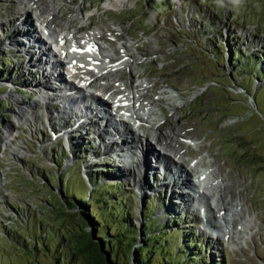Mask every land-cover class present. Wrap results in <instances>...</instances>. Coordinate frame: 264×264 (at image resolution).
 <instances>
[{
    "label": "rangeland",
    "instance_id": "rangeland-1",
    "mask_svg": "<svg viewBox=\"0 0 264 264\" xmlns=\"http://www.w3.org/2000/svg\"><path fill=\"white\" fill-rule=\"evenodd\" d=\"M36 1L40 4L47 2ZM104 1L61 0L57 12L58 23H64L68 9L73 4L83 5V12H91L94 8H101ZM149 1L151 0H129L119 10L101 9L99 14L94 13L83 24L84 30L104 32V38L114 37L109 39L111 42L115 38L133 39L135 47L142 54H155L147 63H136L133 72L129 73L125 69L122 74L126 79L139 76L150 82L149 90L154 91L152 93L148 90L150 99L158 96L156 93L160 90L159 86L184 89L183 92L187 94L185 97L197 91L184 104L183 110L178 108L177 115L169 117L165 126L168 130L175 129L185 136L193 135L202 142L199 151L193 154L187 151V159H192L195 154L199 158L208 152L215 159L218 166L215 174L218 170L224 176L226 183L230 185L232 199L244 202L246 211L253 216L252 240L248 241V245H242L243 248H233L231 242L223 236L217 239L215 235H211L208 232L210 227L206 225L213 226L215 223L206 222L200 216L202 211L196 203L195 208L185 206L181 192L164 183L161 178L157 181L158 185H154L156 188L146 190L145 179L149 176L146 172L149 166L136 169L130 167L122 171H129L131 176L127 178L131 186L137 188L138 185L140 192L166 189V196L174 195L176 202H180L181 208L192 218V227H195L194 231L200 241L207 243L212 250L213 259L220 261V264H264V111L261 108L258 112L251 108L248 110L243 103L235 100L236 96L232 91L226 90L227 80L217 77L216 74L219 73L211 66L210 59L204 56L206 45L201 35L210 22L216 27L213 31L216 35L222 31L227 32L231 38H236V35L239 38H252L248 36V28L255 33L264 34V0H166L172 6L161 14L160 8L155 12L149 7ZM31 5V0H0V58L9 60L7 68L0 66V70H6L10 74L13 72L12 76L24 73L28 84L43 87L45 82L36 70L29 75L28 70L20 65L28 58L30 61L35 60V56L32 51L24 50L20 45L24 40L22 33H12L13 27L23 23L21 20L26 18L32 32L39 36L36 11L30 9ZM71 25L78 30L82 23L77 19ZM21 28L23 30V26ZM11 34L16 37L8 38ZM7 46H15L12 49L14 53H6ZM239 84L250 91L257 90L252 85H246V82ZM0 86L3 87V84ZM4 86H7L4 90L6 98H0V103L6 107L0 110V135L5 134V128L10 127L13 137L0 143V264H54L61 244L74 241L78 232L75 214L80 212V208L66 207L65 198L71 195L72 188L74 193L79 192V183L82 184V191L87 187L80 172L77 173L78 178L76 176L67 181L69 188L64 193L58 188V179H49V176L61 177L62 173L66 174L63 171L65 163H70L71 159L63 161L62 170L56 166L61 157L55 154L57 147L55 152L52 144L39 134L44 129L43 119L23 122L15 115L17 104L31 105L35 97L17 98V94L11 95L10 91L14 87L12 83L8 81ZM257 96L262 98L263 92L259 91ZM9 98H13V101ZM50 105L46 106L45 111L47 107L51 108ZM168 111L164 110L166 116ZM45 116L50 117L51 126L54 125L53 122L59 125L62 123L51 119L50 110ZM89 130L88 127L83 130V136L88 139V160L101 161L99 158L105 156L103 148H100L102 145L96 147L99 142L91 137L93 134L91 131L88 133ZM61 139L67 147L69 142ZM136 174L140 176L136 178ZM68 178L69 175L66 174L65 179ZM229 196L230 193L227 192V197ZM133 199L132 204L136 205L138 198L134 195ZM173 200L175 201L174 197ZM163 209L158 214H163ZM210 252L209 250V254ZM225 255L228 259L223 260Z\"/></svg>",
    "mask_w": 264,
    "mask_h": 264
},
{
    "label": "bare ground",
    "instance_id": "bare-ground-1",
    "mask_svg": "<svg viewBox=\"0 0 264 264\" xmlns=\"http://www.w3.org/2000/svg\"><path fill=\"white\" fill-rule=\"evenodd\" d=\"M31 3L32 7L30 6V9L36 11L37 23L39 25L37 27L40 28L39 36L38 33L36 35V32H32L30 24L26 23L28 21L26 18L21 20L23 23L14 26L12 32H24V40H20L23 42L20 45H22L24 50L32 51V54L35 56V60H27L20 65L23 68L25 67V70H28L27 74L29 75L36 70L40 78L48 84L45 86H47L46 88H50L48 91L51 93L45 92L47 97H43V95H41V98L40 96H36L35 101L31 105L24 104L16 106V118L23 120V122L35 121L41 117V114L44 115L46 112L44 105H42V109L41 107L38 108L40 101L42 100L41 104H44L53 100V103L60 106V109L57 111V119H60L63 123L72 122L74 125H77V122H79V112L65 105L68 104L74 107L68 99L67 101L63 100L64 103L59 102L60 98L62 100L68 95V91L64 90L67 87L77 88L76 84L80 87L84 83H87L90 87L95 86L104 89L105 93L108 92L111 95L112 106H105L108 103L96 96L97 94L92 97L88 96L79 105L88 102L93 112L97 113L100 111L104 114L102 118L104 127L100 131V137L105 136L106 138L108 145L106 151L111 149V145L114 144L116 137L119 139L117 140L119 142V148H131L128 151L132 153L131 161L134 160L135 152L142 150L143 162L146 163L147 161V164H149L148 171L146 172L153 171L154 173H158L164 179V183L174 186L176 190L178 189L182 193L181 198L184 200L185 206L193 208L192 202L195 200L193 194H196L197 201H195H200L205 221H213L215 223V225L213 224L215 228L213 235L217 239L223 236L227 241L231 242L233 248H243L242 245H248L247 240L252 238L254 233L252 230L253 227H251L254 223L253 216L246 212L244 202H241L240 199L238 201L232 199L233 194L230 185L226 183L224 176H215V168L218 166L216 167L215 165L214 168V165L211 163L213 159L208 157V160L203 161L202 157L199 159L196 158V162L190 164L189 169L185 167L187 165L185 156L189 147L186 142L191 141L195 143L198 138L193 135L185 136L184 134H179L175 129L168 130V128H165V119H163L162 110L158 109L160 111L156 113L155 109L157 105L155 101L149 100L146 97V91L150 86L149 83L144 80H140L137 83H133L132 81H129V83L119 82L124 79L119 74L122 69H128L132 72L135 63L141 60L147 61L155 56V54L147 55L139 53L138 49L135 48L136 42L133 39H117V42L112 46L108 40L106 44L101 41L105 39L103 32L90 30L89 32H80V35L71 32V23L76 18L82 20V24L90 19L88 12L82 13V10L78 6L73 5L69 8L66 20L61 25H58L57 12L61 3L60 0H49L45 4L31 0ZM127 3H129V0H106L102 5V9L104 11L109 9L119 10ZM95 11H99V9L95 8ZM21 26H23V30H21ZM82 26L80 28H83ZM1 28L2 25L0 24V30ZM50 38L55 39L54 42L51 41L49 44ZM60 40L63 41V45L58 44ZM49 52L54 53L55 59L59 60L57 62L62 61L57 64L58 68L55 67L56 62L52 63L53 61L48 64V68L44 67V64L49 60ZM36 66L37 69H35ZM252 86H254V89H257V82L253 83ZM108 88H112V90H108ZM60 91L65 96L61 97L59 94L55 98V95H58ZM75 91L77 93L80 92L79 88ZM86 94L92 93L86 91ZM195 94L193 93L189 98H184L180 94H174V92H167L166 90L159 93L158 101L166 107L169 104H173L174 108H177L178 104L183 105L193 98ZM171 97L175 101H171ZM86 109L90 111V109ZM176 113L174 109L171 114L175 115ZM111 123L116 126L118 124L121 125L120 130L119 128L115 129ZM108 128L112 130V133L109 132ZM5 129V134L0 135V143L2 144L10 136L13 137L11 134L12 129L10 127ZM39 134L42 136L43 131L41 130ZM147 135L154 140V143L161 151L171 153L173 155L172 157L178 160L182 158L181 163H176L174 160H171L170 156L163 154L158 148H153L154 151L150 150V143L149 145H144L141 143L142 139L138 142L140 137H146ZM176 135L180 136L182 140L175 142L174 137ZM42 144L45 146L44 142ZM125 162L128 163L127 160ZM196 164L202 167L198 175L199 181L205 182L202 188L194 184L193 181L196 178L193 180L190 179L191 172L197 169ZM128 165L133 166V162ZM88 167L90 168L91 166ZM203 167L205 169L204 171ZM208 176L210 182L206 181L208 180ZM138 177L136 176V178ZM148 186L146 181V187L148 188ZM227 192L230 193L229 197H227Z\"/></svg>",
    "mask_w": 264,
    "mask_h": 264
},
{
    "label": "trees",
    "instance_id": "trees-1",
    "mask_svg": "<svg viewBox=\"0 0 264 264\" xmlns=\"http://www.w3.org/2000/svg\"><path fill=\"white\" fill-rule=\"evenodd\" d=\"M148 3L155 12H158L159 8L161 12L165 11L170 4L166 0H151ZM203 34L207 51L228 62L232 73L240 82H246V85L250 86L257 82V95L262 91L264 101V49L256 51L248 45L246 53L241 49V45L244 44L237 38L210 37L211 31L208 30ZM222 40L225 41V46L221 45ZM7 62L5 58L1 59L0 66H7ZM6 79L4 71L0 70V81ZM20 82L19 78L18 83ZM261 105L264 108V102ZM4 108L0 105V110ZM77 151L78 155L82 153L79 146ZM78 167L79 165L69 168L66 172L69 175L68 180L65 179L66 174L61 176L62 191L65 192L69 188L67 181L76 176L78 178ZM91 175L94 188L89 192L82 191V184L79 183V192L74 193L72 188L71 195L65 196L64 202L69 207L80 208L90 221L96 238L104 245L110 262L98 260L97 264H130L134 253L136 254L134 264H220L218 261L215 262L213 257V262H209L207 246L200 243L191 225L192 220L179 211V206L171 203L166 205L165 196L157 194L146 198L143 205V223L138 234L139 227L134 221L132 198L126 189V183L113 185L103 180L104 174L95 169L91 171ZM163 207L167 208L165 214L156 216ZM9 236L12 237L11 234ZM65 243L61 244L54 264L96 262L95 251L93 256L91 253L88 254L78 241H69V245Z\"/></svg>",
    "mask_w": 264,
    "mask_h": 264
},
{
    "label": "water",
    "instance_id": "water-1",
    "mask_svg": "<svg viewBox=\"0 0 264 264\" xmlns=\"http://www.w3.org/2000/svg\"><path fill=\"white\" fill-rule=\"evenodd\" d=\"M213 68L219 73L218 76L221 77L222 79H226L227 80V84L226 86L228 87V89L230 91H232L235 96H236V101H240L241 103H243L245 105L246 108H248V110L251 108L252 110H256L258 112V108L255 105L256 102V98L254 96V91L251 92H247L245 89H243L241 86H239L237 84V82L234 80V78L228 73V71L223 70L222 66L217 63L216 61H213ZM225 82V80H224ZM235 103V101L233 102V104ZM261 113V111H259ZM57 177V175H56ZM59 190H61V184L59 183L58 186ZM137 193H136V197H137ZM137 203H136V207L140 208L141 204H142V198L139 197L137 199ZM66 205V204H65ZM66 207L70 208L69 206L66 205ZM72 209V208H70ZM137 217V221L141 222V224L139 225V229H138V234H140V228L142 225V214L139 213L136 215ZM75 218L78 219L77 222V226H78V232L75 234V239L74 241H78V243H80V245L82 246L83 249L86 250V252L88 254H93V252L95 251L97 254V260L96 262H94V264L98 263V260L101 261H105V262H110V257L104 247V245L102 243L99 242V240L96 238L95 233L92 229V227L90 226V221L87 220V217L83 214V212H79L75 214ZM90 254V255H91ZM136 254L134 253L131 256L130 259V264H134V259H135ZM95 258V257H93Z\"/></svg>",
    "mask_w": 264,
    "mask_h": 264
}]
</instances>
